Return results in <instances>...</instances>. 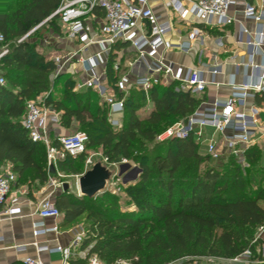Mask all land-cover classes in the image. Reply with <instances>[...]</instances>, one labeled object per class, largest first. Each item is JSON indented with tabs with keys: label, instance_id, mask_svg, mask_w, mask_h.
<instances>
[{
	"label": "trees",
	"instance_id": "trees-1",
	"mask_svg": "<svg viewBox=\"0 0 264 264\" xmlns=\"http://www.w3.org/2000/svg\"><path fill=\"white\" fill-rule=\"evenodd\" d=\"M59 5L60 0H26L19 5H4L0 0V47L7 50L0 58L5 79L0 88V166L9 164L17 176L16 185L29 190L44 186L57 172L83 173L80 164L85 154L58 162L51 173L45 147L32 142L21 125L26 102L45 95L44 104L60 114L61 128L77 127L87 134L85 151L100 148L107 163L133 161L141 171L139 179L123 190L132 209H118L116 198L106 192L87 198L66 190L55 197L64 223L84 217L80 250L89 247L88 254L104 264L120 260L201 264L207 259L219 263L247 249L256 256L252 241L264 222L262 149H247L248 167L243 168L233 156L214 163L201 155L192 136L156 141L161 132L192 115L206 101L205 95L176 90V84L151 87L147 93L151 108L143 118L139 115L147 104L145 94L131 89L124 102L122 127L113 129L107 123V107L92 90L73 92L75 81L68 73L52 81L56 67L49 55L39 51L44 38L39 30L45 26L49 39L61 35L58 17H51ZM96 14L102 15L99 10ZM206 30L214 36L221 34ZM125 50L127 44H116L108 58L106 81L112 86L127 71L124 60L131 52ZM61 82L63 94L55 99L51 88Z\"/></svg>",
	"mask_w": 264,
	"mask_h": 264
},
{
	"label": "built area",
	"instance_id": "built-area-1",
	"mask_svg": "<svg viewBox=\"0 0 264 264\" xmlns=\"http://www.w3.org/2000/svg\"><path fill=\"white\" fill-rule=\"evenodd\" d=\"M150 1L152 0H60L58 9L51 17H58L61 35H53L52 42L59 43V40L63 39L62 44L65 47L62 50H65L49 57L56 67L54 75L71 72L70 69L76 70L75 72L84 79L75 81L73 91L92 90L99 97L100 103L108 109V124L113 129H119L122 127L125 98L131 89L142 91L149 107L151 104L147 93L156 83L166 86L176 84V90L197 96H202L210 84L199 69L185 71L182 67L167 62L164 57V53L175 48L182 51H188L190 48L183 45L174 47L167 40L166 36L173 30L172 19L178 18L183 22H187L188 18L193 19L189 23L190 41L195 40L204 31L209 33L206 28L222 32L236 25L241 28L243 34L251 37L246 41L251 47L250 60L242 64L255 72V81L231 83L232 92L226 100H214L209 110L203 113L197 109L186 119L166 128L156 137V141L166 142L192 136L199 147H204L205 156L214 163L219 162L222 157L233 156L243 168L248 167L244 158L245 151L258 145L260 139H264V122L260 118V109L252 105L246 111V103L250 99H259L264 103V0H159L169 13L165 20H161L153 12L149 6ZM96 10L102 15H97ZM245 20H252L260 26L259 30L250 33L244 25ZM44 23L45 21L42 24ZM41 25L31 30L19 42L25 40ZM116 44H127L136 58L125 65L127 71L112 86L106 81V67ZM216 45L222 50L226 49L222 37L218 36ZM6 52V49L3 50L0 58ZM257 55H261V62L253 61L252 58ZM230 59L234 60L235 57ZM137 63L145 65L142 74L133 71ZM218 66L211 70L212 74L218 72ZM114 68H118L117 63ZM4 85L5 79L0 73V88ZM44 98L45 95H40L36 101L26 102L21 125L32 142L45 147L47 166L51 169L67 157L75 159L85 154L88 137L76 130L51 139L50 133L61 129L60 114L46 106ZM208 130L211 131L209 136ZM85 164L91 166V159H86ZM57 175L60 174L57 172ZM16 180L11 170L3 171L0 167V205L8 203V207L3 210V214L8 216L21 213L19 198L16 195L10 197ZM48 183L50 188L56 190L52 178H49ZM37 215L41 221L33 225L35 237L57 230L56 227L46 228L43 221L59 219L62 215L56 208L51 194L40 200ZM84 237L85 232L80 227L71 244L66 247L49 248L36 242L33 246L37 253L60 254L62 264H70L73 259L79 257L85 264H104L96 255L88 254L89 247L80 250ZM252 244L256 245V256L247 249L234 259L228 260L229 264H264V222L256 229ZM18 250L23 251L25 248ZM207 261L213 262L212 259ZM23 264L44 263L39 257H26ZM114 264L130 263L120 260Z\"/></svg>",
	"mask_w": 264,
	"mask_h": 264
},
{
	"label": "crops",
	"instance_id": "crops-1",
	"mask_svg": "<svg viewBox=\"0 0 264 264\" xmlns=\"http://www.w3.org/2000/svg\"><path fill=\"white\" fill-rule=\"evenodd\" d=\"M153 12L160 17L161 20H165L169 17L168 11L164 8V5L159 0H152L149 3ZM173 30L166 36L167 40L174 46L179 45L189 46L188 51H182L175 48L172 51L164 53V57L167 62H171L176 66L182 67L185 71L189 69L197 68L203 74V77L210 84L206 88L205 102L198 108L203 113L209 110L211 103L214 100L224 101L232 92L231 83L239 84L244 82L255 81V72L252 69L246 67L242 63H246L250 60L251 47L246 44L250 36L243 34L240 27L234 25L224 29L221 34L225 43V50L217 47L216 39L218 36H214L210 33L203 32L195 40L190 41L188 39V33L191 31L190 24L193 19H187V22H183L181 19H172ZM245 27L250 33H254L259 30L260 26L254 23L252 20H245ZM51 45L49 51L54 48L56 53L64 48L56 41ZM61 49V50H60ZM65 49L62 50V52ZM264 50V48H263ZM130 51L125 50L124 52ZM131 52V51H130ZM234 56L235 59L231 60L230 57ZM134 58H127L124 60L126 65L128 62L133 61ZM254 62H261V55H257L252 58ZM219 65L216 74H212L211 70ZM144 63H137L133 67V71L136 73L144 72ZM71 71V69H70ZM76 71V70H75ZM74 71V72H75ZM72 72V71H71ZM76 73V72H75ZM83 76H79L78 81H82ZM255 105L260 109V118L264 122V103L259 100H248L246 103V111ZM76 131L75 127L70 129H58L52 131L51 139H54L57 135H65ZM211 131H207L209 136ZM219 140V136H218ZM264 139L259 140V144L256 145L262 151H264ZM200 152L205 156L204 147H200ZM3 171H9L10 165L4 164L0 166ZM15 174V173H14ZM16 176V174H15ZM17 179V176H16ZM13 194L10 197L16 195L19 198V208L21 213L16 216H8L3 214V210L8 207L6 205H0V264H23L26 257L36 258L39 257L44 264H62L61 255L58 253L41 252L37 253L33 243L36 242L40 246H48L49 248H55L56 246L66 247L71 244L79 227L74 224L64 223L63 215L59 219H45L44 225L46 228L51 229L56 227L54 232H48L43 235L35 237L33 235V225L41 221L37 215L38 203L45 196L51 194L52 200L55 201L56 191L49 187L47 182L44 186L31 190L25 185H16V182L12 187ZM15 191H17L15 193ZM9 200H7L8 202ZM24 247L25 250L19 251L18 248ZM79 261H83L81 257L76 260L73 259L70 264H80Z\"/></svg>",
	"mask_w": 264,
	"mask_h": 264
},
{
	"label": "rangeland",
	"instance_id": "rangeland-1",
	"mask_svg": "<svg viewBox=\"0 0 264 264\" xmlns=\"http://www.w3.org/2000/svg\"><path fill=\"white\" fill-rule=\"evenodd\" d=\"M2 1L4 2V5H11V4L19 5V4H23L26 0H2ZM39 31H40V34L44 37L43 40L41 38V41H42L41 46H43V48L39 49V51L42 52L43 54H45L46 56H48V55L51 56L52 54L56 53L57 51L54 48L51 50V52L49 51V47H51L50 42L51 43H53V42H52V38H50V39L48 38L49 35H47L48 33H46L45 26H42V28H40ZM33 35H34L33 37L37 36V34H33ZM61 43H64L63 39L59 40V43H58L59 45H57V46H62ZM3 50H5V48L0 47V53H2ZM60 52H62V51H60ZM131 58H136V56L133 52H131ZM71 71L72 72L60 73L57 76L54 75L52 78V81L55 82L56 78L58 76H60L62 74H66V73H68L74 81H77L79 79L80 74L75 73L74 70H71ZM67 77H68V75H67ZM74 86H73V89H74ZM63 90L64 89H63L62 82H61V84L59 83L57 87L52 86V88H51L52 96L55 99L61 98V96L63 94ZM36 100H37V98L35 99V101ZM150 107L151 106L148 107L147 104H145V106L142 108L139 116L141 118H143L145 113H147L149 111ZM75 129L77 131H79L77 127H75ZM81 132H83V131H81ZM83 133H85V132H83ZM199 153L202 155L200 150H199ZM88 158L91 159L92 165L96 161L101 160L103 163L107 164L108 166H110L114 170L113 176H112L111 180L108 182L107 187H106L104 192H106L107 194L112 195L116 198V200H117L116 206L118 209H120V210L132 209L129 207V204L127 203V199L125 198V194H124L123 190L126 186L135 183L139 179L141 171H140V167L138 166L137 162L128 161V160H124V159H118V160L114 161L113 163L109 164V163H107L106 159L103 157L101 149L95 148L92 150H87L85 153V158L83 159L82 163L80 164L83 167V173L92 167V165L86 166V164H85V161ZM262 160L264 161V151H263ZM205 165L206 164L202 165L201 172L204 170ZM53 169L55 170L54 167H53ZM58 173L60 175H55V177H51L56 184V190H55L56 194L58 195V194L62 193L63 192L62 186L64 184H66L68 186L67 191L69 193L80 197L79 192H78V188H77V180L83 173L82 174H66V173H62V172H58ZM104 192H102V193H104ZM102 193H100V194H102ZM262 206L264 207V205H262ZM84 223H85V220H84V217H82V218L78 219L77 221H75L73 223V225L75 224L76 227H79V228L81 227V229L84 230V228H83ZM173 264H183V261L178 262V263H173ZM193 264H196V263L193 262ZM201 264H219V263H213L212 261L211 262L206 261V262H202Z\"/></svg>",
	"mask_w": 264,
	"mask_h": 264
},
{
	"label": "water",
	"instance_id": "water-1",
	"mask_svg": "<svg viewBox=\"0 0 264 264\" xmlns=\"http://www.w3.org/2000/svg\"><path fill=\"white\" fill-rule=\"evenodd\" d=\"M50 172L54 173L53 167H51ZM113 173L114 170L110 166L103 163L101 160L96 161L92 167L86 170L77 180L79 196L94 198L104 192ZM62 189L66 191L68 186L64 184ZM219 263L229 264V261L220 260Z\"/></svg>",
	"mask_w": 264,
	"mask_h": 264
}]
</instances>
